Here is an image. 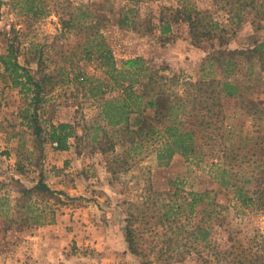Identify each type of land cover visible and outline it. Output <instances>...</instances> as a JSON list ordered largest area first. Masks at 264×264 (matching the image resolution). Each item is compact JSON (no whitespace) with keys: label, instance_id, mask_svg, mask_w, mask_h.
Masks as SVG:
<instances>
[{"label":"rangeland","instance_id":"obj_1","mask_svg":"<svg viewBox=\"0 0 264 264\" xmlns=\"http://www.w3.org/2000/svg\"><path fill=\"white\" fill-rule=\"evenodd\" d=\"M234 1L0 0V55L11 48L33 78H50L36 106L37 136L20 117L30 96L0 64V196L12 219L4 231L0 215V264H264V159L252 154L264 145V16L255 10L264 0H246L242 11ZM189 12L199 20L194 29ZM69 19L74 26L63 27ZM88 22L119 69L140 57L160 74L194 82L201 63L224 49L262 43L263 57L237 63L243 75L232 77L244 99L222 101L223 121L212 124L205 142L196 134L197 155L159 164L152 145L135 147L102 117L101 101L116 91H91L104 74L84 51ZM61 122L72 125L66 150L55 149L45 132ZM231 145L237 157H249L241 166L221 158ZM211 163L241 171L252 179L246 187L263 192L248 206L227 201L232 193H214L221 169ZM40 178L55 193L22 195ZM205 190L204 203L190 209L189 193Z\"/></svg>","mask_w":264,"mask_h":264},{"label":"trees","instance_id":"obj_2","mask_svg":"<svg viewBox=\"0 0 264 264\" xmlns=\"http://www.w3.org/2000/svg\"><path fill=\"white\" fill-rule=\"evenodd\" d=\"M234 2L240 11L248 5L246 0ZM258 8L260 9V6L255 8L256 14L263 17L264 9L259 10ZM195 14L198 15V12L195 11ZM186 19L189 20L193 29L199 25V20L196 17L193 18L190 12L187 13ZM62 23L66 28L74 26L70 19L69 21L63 20ZM86 25L90 29V34L84 42L85 54L88 59L97 62L104 74L102 80L97 79L98 84L91 87V91L94 88L104 89L101 94L104 91H116V95L101 101L102 117L110 127L116 128L119 134L127 136V140L135 147L144 144L152 145L159 164H167L176 154L185 158L197 155L199 145H197L196 134L201 133L200 136L205 138V142L212 124L216 121H223L224 106L222 101L235 98L244 99L242 86L237 84L232 77L235 73L243 75L242 69L236 68L237 63L241 66L256 54H258V62L263 57L262 43L247 49H224L209 56L201 63V77L194 82L180 79L176 75L168 77L160 74L140 57L125 60L124 66L119 69L110 47L102 35L94 29V23L88 22ZM217 26V22L210 21L212 29ZM167 30L168 27L164 29L163 33ZM202 35L210 36L211 30L205 31ZM0 64L10 76L12 85L19 87L25 96H30L29 105L22 109L20 117L38 136L43 128L38 124L36 106L40 103L44 93L49 90H45L46 82L50 81L49 75L44 73L39 78H33L28 69L18 62L17 55L11 48L7 50L6 54L0 55ZM238 68L240 69L238 70ZM213 74H218V76L215 77ZM52 86L53 83H51ZM96 94L93 93V96ZM45 132H47L48 139L55 143V149L58 150H66L68 139L73 136L72 125L64 122L50 124ZM263 141L261 139L259 144ZM256 148L252 154L260 155L264 159V145ZM237 155L235 148L231 145L222 150L221 158L228 167H230L229 162L233 159H237L236 166L245 163L247 161L245 158L249 159L246 153L240 157ZM211 165L217 166L213 163ZM255 165L259 173L263 171L261 165L257 163ZM255 165L252 167L253 169H255ZM217 168L221 169L218 179L220 190L214 193L219 192L223 195L232 193V197L227 201L234 198L240 203L239 206H248L255 203V195L259 198L263 192V189L252 190L250 187H246L252 183V179L244 176L241 171L220 166ZM33 189L55 193L40 178L34 188H21L22 195L29 194ZM207 193H209L207 190L201 193H189L191 198L186 201L188 207L192 209L195 205L204 203L203 198ZM5 200L6 197L0 196V215L5 219L4 231L7 230L10 220H12L8 214L9 208L4 207ZM223 206V204H219V207L223 208ZM167 213L168 211L164 216ZM36 217L37 215L33 216V218ZM26 219L28 217L22 220ZM132 236L133 230L127 224L126 239L129 248L134 252Z\"/></svg>","mask_w":264,"mask_h":264}]
</instances>
